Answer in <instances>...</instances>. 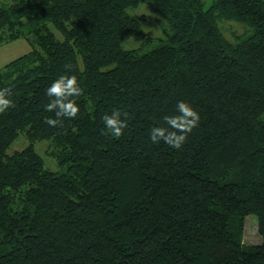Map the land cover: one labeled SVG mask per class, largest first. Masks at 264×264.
<instances>
[{
	"label": "trees",
	"instance_id": "1",
	"mask_svg": "<svg viewBox=\"0 0 264 264\" xmlns=\"http://www.w3.org/2000/svg\"><path fill=\"white\" fill-rule=\"evenodd\" d=\"M142 3L163 35L124 50L143 36L127 14ZM220 22L247 30L229 41ZM25 35L32 50L0 69L13 101L0 112V264H264V0L1 3L0 45ZM61 73L77 76L79 111L50 126L45 89ZM179 99L197 126L179 149L152 142ZM113 109L119 137L101 119ZM19 135L28 145L9 154ZM249 216L257 245L243 243Z\"/></svg>",
	"mask_w": 264,
	"mask_h": 264
},
{
	"label": "clouds",
	"instance_id": "2",
	"mask_svg": "<svg viewBox=\"0 0 264 264\" xmlns=\"http://www.w3.org/2000/svg\"><path fill=\"white\" fill-rule=\"evenodd\" d=\"M77 76L61 73L53 78L45 89V95L50 102L44 107L46 111L53 112L54 116H46L45 122L50 126H56L61 121L59 118H73L79 111L76 98L81 95ZM11 91L8 87H0V112L7 110L13 101L10 98ZM104 130L113 137L122 135L127 126V121L122 118L119 109H113L111 113H105L101 117ZM200 117L192 105L183 99L176 101L175 110L161 117L162 123L153 124L149 131V139L152 142H160L172 148L179 149L186 141L187 134L197 126Z\"/></svg>",
	"mask_w": 264,
	"mask_h": 264
},
{
	"label": "rangeland",
	"instance_id": "3",
	"mask_svg": "<svg viewBox=\"0 0 264 264\" xmlns=\"http://www.w3.org/2000/svg\"><path fill=\"white\" fill-rule=\"evenodd\" d=\"M9 0H0V4ZM127 14L137 21H140L142 37H129L127 40L122 42V48L124 50L139 49L140 47L145 48L143 44L146 38H160L163 35V29L166 27V21L160 16L157 11L153 8L150 3L139 4L135 8H128ZM25 25V22H21ZM219 27L223 32V35L227 40H231L234 35H242L247 29L241 24L235 22H220ZM57 36V35H55ZM59 38V36H57ZM33 37L30 35H25L23 37H17L13 41L5 42L0 45V69L4 67L5 64L14 61L15 58L26 55V53L32 50L31 41ZM153 45L149 46L150 48ZM147 49V48H146ZM264 119V115L262 116ZM28 145V141L19 135L16 141H14L10 147L7 149L9 154L14 153V151H19ZM34 149L38 152L44 166L52 171L58 172L59 168L57 166V161L53 156V148L49 145L47 140H41L34 143ZM261 241V238L257 232V221L253 216H249L245 219V226L243 229V243L246 245H257Z\"/></svg>",
	"mask_w": 264,
	"mask_h": 264
}]
</instances>
